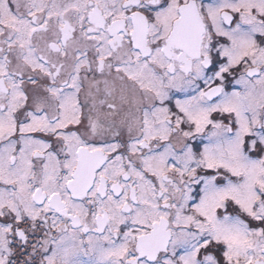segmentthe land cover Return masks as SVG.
Segmentation results:
<instances>
[{
  "label": "snow or ice",
  "instance_id": "6c2138e0",
  "mask_svg": "<svg viewBox=\"0 0 264 264\" xmlns=\"http://www.w3.org/2000/svg\"><path fill=\"white\" fill-rule=\"evenodd\" d=\"M0 264H264V0H0Z\"/></svg>",
  "mask_w": 264,
  "mask_h": 264
}]
</instances>
